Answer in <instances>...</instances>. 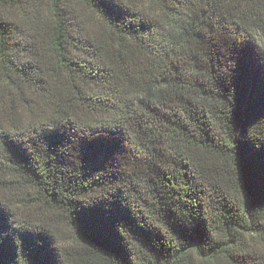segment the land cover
<instances>
[{
	"label": "trees",
	"instance_id": "obj_1",
	"mask_svg": "<svg viewBox=\"0 0 264 264\" xmlns=\"http://www.w3.org/2000/svg\"><path fill=\"white\" fill-rule=\"evenodd\" d=\"M0 264H264V0H0Z\"/></svg>",
	"mask_w": 264,
	"mask_h": 264
}]
</instances>
